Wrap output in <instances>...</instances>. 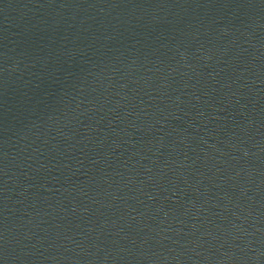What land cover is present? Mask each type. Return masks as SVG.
Listing matches in <instances>:
<instances>
[{
	"label": "water",
	"instance_id": "1",
	"mask_svg": "<svg viewBox=\"0 0 264 264\" xmlns=\"http://www.w3.org/2000/svg\"><path fill=\"white\" fill-rule=\"evenodd\" d=\"M0 264H264V0H0Z\"/></svg>",
	"mask_w": 264,
	"mask_h": 264
}]
</instances>
